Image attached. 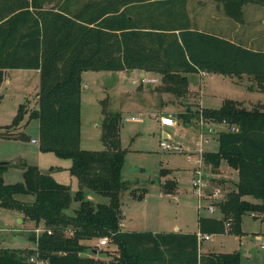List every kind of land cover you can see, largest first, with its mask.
<instances>
[{
	"label": "trees",
	"instance_id": "trees-1",
	"mask_svg": "<svg viewBox=\"0 0 264 264\" xmlns=\"http://www.w3.org/2000/svg\"><path fill=\"white\" fill-rule=\"evenodd\" d=\"M216 1L234 18L242 17L245 3H264ZM17 67L40 69L38 106L31 111L40 121V149L71 158L69 168L80 186L72 192L69 184L30 163H24L22 180L6 182L2 173L8 164L0 162V206L45 225L35 236L34 248H0V264H34L29 261L33 255L50 264H198L196 231L123 228L121 193L130 182L123 176L122 114L104 107L105 147L81 146L82 71H155L162 75L157 88L179 99L190 89L188 73L200 70L247 73L264 89V49L193 26L187 0H93L74 12L64 4L46 6L42 0H0V81L6 69ZM23 109L20 104L12 125ZM197 112L238 127L221 129L218 149L203 156L215 168L226 158L239 170V180L217 202L220 216L200 214L199 228L241 232L244 213L264 212V107L227 98L220 107ZM177 115L192 123L188 112ZM164 188L171 191L174 184L167 181ZM92 191L109 201H95L89 197ZM22 193L33 198L18 197ZM73 201L78 205L71 209ZM104 235L110 237L107 246L116 247L93 244ZM95 249L97 257L87 254ZM202 260L242 264L239 251L210 252Z\"/></svg>",
	"mask_w": 264,
	"mask_h": 264
},
{
	"label": "rangeland",
	"instance_id": "rangeland-1",
	"mask_svg": "<svg viewBox=\"0 0 264 264\" xmlns=\"http://www.w3.org/2000/svg\"><path fill=\"white\" fill-rule=\"evenodd\" d=\"M42 1L46 6L67 5L74 12L93 0ZM189 7L198 26L219 30L249 46L264 47L263 2L245 3L240 18L227 15L223 5L216 0H190ZM40 79L41 72L35 68H9L3 73L0 81V160L9 163L2 175L6 182L22 180L24 163L35 164L69 184L75 192L80 180L69 168L71 158L40 149V121L31 115L38 106ZM155 83L158 81L141 80L138 72L132 70L84 69L81 146L104 148L103 109L119 110L122 114L121 145L126 149L123 176L130 182L121 193L125 228L198 232L200 214L220 216L217 202L224 198L222 193H227L233 188L234 181L239 180V170L226 158H222L216 168L203 159L201 177L205 184L200 196L195 191L193 177L198 166L195 162L197 150L200 147L204 151L218 149V134L226 128V124L205 119L203 113L197 115V109L220 107L227 98L242 101L249 107H264V89L259 88L256 80L247 73L194 72L189 91L180 99L172 91L152 92L150 86ZM161 102L163 111L177 115L178 111L184 110L192 122L187 125L177 115L175 124L167 127L170 137H165L173 147L164 145L163 126L157 114ZM20 104L24 109L12 125ZM152 110H156L155 113ZM167 181L174 184L173 190L166 191ZM18 197L29 201L33 195L22 193ZM89 197L95 201H109L108 196L94 191L89 192ZM210 203L217 206L215 212L210 211ZM77 205L78 201H73L71 209ZM241 227V232L211 231L212 238L203 239L200 244L202 254L239 251L242 264H264V212L247 211ZM44 228V223H31L24 220L18 210L0 206V248H30L28 245L34 244L36 234ZM107 245L99 247H116Z\"/></svg>",
	"mask_w": 264,
	"mask_h": 264
},
{
	"label": "built area",
	"instance_id": "built-area-1",
	"mask_svg": "<svg viewBox=\"0 0 264 264\" xmlns=\"http://www.w3.org/2000/svg\"><path fill=\"white\" fill-rule=\"evenodd\" d=\"M160 120H161V123L162 124L167 125V126H172L176 122V120L174 119V117L171 114H162L160 116ZM220 123L222 125L226 124V128H231V129H234V130H236L238 128L236 125H231L230 126L229 123H228V121H226L225 119L222 120V121H220ZM163 137H165V136L163 135ZM168 137H170V134H169ZM168 137H165L164 138L165 139V141H164V145L165 146H171L170 143H169L170 140H169ZM33 140H35V139H33ZM171 147H173V146H171ZM176 148H180V147L177 146ZM197 151H198V157L196 158L195 162L198 164V166L195 168V175L193 177V183H194V186H195V191L200 196V194L203 191V186L205 184V181L201 177V164H202L203 159H204V156H203L204 149H203V147H200ZM219 195H221V194H219ZM225 195H226V193H222V196L225 197ZM209 209H210L211 212H215L217 210V206L214 203H210ZM228 224L229 223L227 222V225ZM37 229H41V228H37ZM197 235H198V239H199L200 244H201V242H202L203 239H210V238H212L210 232H204V231H201V230H199L197 232ZM109 241H110V237L107 236V235H104V236L99 237V240H98V244L97 245L98 246L106 245V244H108ZM200 252H201V250H200ZM87 254L88 255H91V256L94 255L95 257H97L98 256V250H97V252H95V251L92 250V251H90ZM202 255L203 254L201 252L200 257H199V263L198 264H207L206 262H204V260H202ZM29 261L32 262V263H34V264H50L47 260L40 259L36 255L31 256L29 258Z\"/></svg>",
	"mask_w": 264,
	"mask_h": 264
},
{
	"label": "crops",
	"instance_id": "crops-1",
	"mask_svg": "<svg viewBox=\"0 0 264 264\" xmlns=\"http://www.w3.org/2000/svg\"><path fill=\"white\" fill-rule=\"evenodd\" d=\"M189 1L190 0H187V8H188V11H189V15H190V17H191V19H192V25L193 26H195V27H198L199 29H204V30H208V31H214V32H217V33H219V34H222V35H225V36H227V37H229L230 39H232V40H236L235 38H233L232 36H230V35H227L226 33H223V32H221V31H219V30H216V29H210V28H206V27H200V26H198L197 25V23H196V18H195V16L191 13V11H190V7H189ZM208 20V19H207ZM237 41V40H236ZM252 47H254V48H259V47H255V46H252ZM260 48H262V49H264V47H260ZM35 69H37V68H35ZM37 70H40V69H37ZM126 70H132V71H136V72H138V74L141 76V80H143V81H149V82H152V81H158V84L157 83H155V84H151V86H150V89H151V91L152 92H160V91H164V90H162V89H158L157 88V86L161 83V81H162V75L160 74V73H158V72H155V71H151V70H144V69H137V68H134V69H126ZM6 71V70H5ZM195 72H201V73H205L206 71H204V70H200V71H195ZM192 73H194V72H192ZM192 73H188V76H189V78H190V80H191V75H192ZM148 74H150L149 76H148ZM136 79V82H138V80H137V77L135 78ZM163 105V102H161L158 106H157V114L159 115V118H160V114H168L167 112H165V111H163L162 109H161V106ZM156 108V107H155ZM152 111H154V112H152V113H155V111L156 110H152ZM180 111H183V110H180ZM180 111H178V112H180ZM173 117H174V119H176L177 120V118H176V116L177 115H172ZM161 121V120H160ZM162 124V123H161ZM162 126H163V134H168L170 131H169V129H167V125H164V124H162ZM33 139H35V138H32V140ZM234 182H236V181H234ZM122 212H123V216L125 215L124 214V211L122 210ZM29 221V220H28ZM31 223L33 222V221H30ZM121 224H122V226H123V228L124 229H126L125 228V226H126V223L123 221V220H121ZM128 228H131V229H137V228H134V227H128ZM155 231H157V230H155ZM30 238V237H29ZM30 239H32V237L30 238ZM99 240V239H98ZM97 240V241H98ZM28 246H30V248H34L35 247V244H29ZM32 246V247H31ZM210 252H212V251H210ZM210 252H208V253H210ZM214 252V251H213ZM206 254V253H205Z\"/></svg>",
	"mask_w": 264,
	"mask_h": 264
},
{
	"label": "water",
	"instance_id": "water-1",
	"mask_svg": "<svg viewBox=\"0 0 264 264\" xmlns=\"http://www.w3.org/2000/svg\"><path fill=\"white\" fill-rule=\"evenodd\" d=\"M164 136H168L169 134H163ZM1 163H8L9 161L6 160H0ZM95 252H97V249L94 250Z\"/></svg>",
	"mask_w": 264,
	"mask_h": 264
}]
</instances>
